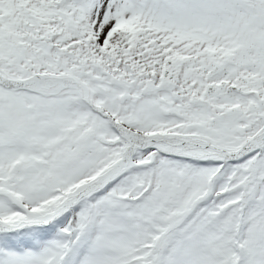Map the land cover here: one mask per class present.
I'll return each instance as SVG.
<instances>
[{
  "label": "snow or ice",
  "instance_id": "obj_1",
  "mask_svg": "<svg viewBox=\"0 0 264 264\" xmlns=\"http://www.w3.org/2000/svg\"><path fill=\"white\" fill-rule=\"evenodd\" d=\"M0 264H264V0H0Z\"/></svg>",
  "mask_w": 264,
  "mask_h": 264
}]
</instances>
